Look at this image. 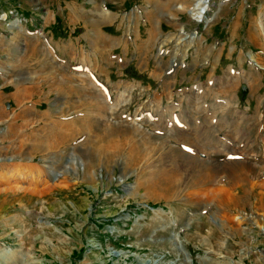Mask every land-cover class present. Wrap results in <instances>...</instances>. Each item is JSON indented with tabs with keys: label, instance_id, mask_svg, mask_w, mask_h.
Wrapping results in <instances>:
<instances>
[{
	"label": "rangeland",
	"instance_id": "1",
	"mask_svg": "<svg viewBox=\"0 0 264 264\" xmlns=\"http://www.w3.org/2000/svg\"><path fill=\"white\" fill-rule=\"evenodd\" d=\"M195 2L0 0V264H264V0Z\"/></svg>",
	"mask_w": 264,
	"mask_h": 264
},
{
	"label": "bare ground",
	"instance_id": "2",
	"mask_svg": "<svg viewBox=\"0 0 264 264\" xmlns=\"http://www.w3.org/2000/svg\"><path fill=\"white\" fill-rule=\"evenodd\" d=\"M183 9L185 10L183 6L179 8V10H183ZM207 10H208V0H196L195 5L190 12V17L194 19L196 22H202ZM4 18L5 17L3 16V19ZM15 24L18 26L21 23L17 20L15 21Z\"/></svg>",
	"mask_w": 264,
	"mask_h": 264
},
{
	"label": "snow or ice",
	"instance_id": "3",
	"mask_svg": "<svg viewBox=\"0 0 264 264\" xmlns=\"http://www.w3.org/2000/svg\"><path fill=\"white\" fill-rule=\"evenodd\" d=\"M189 150H191V149H189Z\"/></svg>",
	"mask_w": 264,
	"mask_h": 264
}]
</instances>
